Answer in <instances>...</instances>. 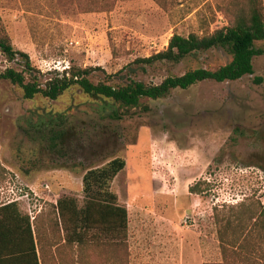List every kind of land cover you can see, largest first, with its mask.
<instances>
[{
    "label": "rangeland",
    "instance_id": "obj_1",
    "mask_svg": "<svg viewBox=\"0 0 264 264\" xmlns=\"http://www.w3.org/2000/svg\"><path fill=\"white\" fill-rule=\"evenodd\" d=\"M226 1L118 0L110 11L84 13L75 0H0V18L40 83L72 66L101 69L97 82L120 71L124 76L128 64L164 50L173 34L222 27L217 7ZM230 61L223 50H212L186 68L215 70ZM7 68L22 69L0 53V72ZM253 68L237 81L172 91L149 101L148 112L122 120L75 88L56 101H26L1 81L0 205L18 201L37 220L60 197L82 207L83 174L121 158L125 168L110 190L127 210V239L101 236L96 244L65 247L61 264L221 263L220 242L211 241L220 227L212 220L215 208L222 214L247 199L264 206V174L250 166L264 156V55ZM184 71L180 65L174 74ZM165 74L131 76L158 84Z\"/></svg>",
    "mask_w": 264,
    "mask_h": 264
},
{
    "label": "trees",
    "instance_id": "obj_2",
    "mask_svg": "<svg viewBox=\"0 0 264 264\" xmlns=\"http://www.w3.org/2000/svg\"><path fill=\"white\" fill-rule=\"evenodd\" d=\"M75 1L78 9L86 13L110 11L118 0ZM217 11L226 21L222 27L186 37L173 34L164 50L128 64L125 77L120 71L119 75H106L105 81L97 82L92 79L101 69L72 66L61 73L53 72L40 83L38 71L27 54L14 48L0 18V53L9 63L20 61L22 68L0 72V82L17 87L26 101L36 97L56 101L75 88L100 102L114 120L137 111L148 112L149 101L164 98L172 91L187 90L203 82H233L253 75V60L264 55V0H227ZM212 50H223L231 61L215 70L186 68L190 60L198 63L200 56ZM180 65H184V73L174 74ZM138 70L143 73L163 70L166 74L158 84L145 83L131 76ZM260 138L264 143V135ZM250 166L264 174V156ZM124 168L125 161L115 158L100 168L87 170L82 176L83 206L79 207L73 198L60 197L37 221L20 210L18 201L0 205V264H45L47 251L43 245L51 250L61 241L81 247L96 244L101 236L125 241L128 213L110 190V183ZM189 192L196 193V185ZM213 217L220 226L217 238L222 261L218 264H264V206L258 199H247L222 214L215 211Z\"/></svg>",
    "mask_w": 264,
    "mask_h": 264
},
{
    "label": "crops",
    "instance_id": "obj_3",
    "mask_svg": "<svg viewBox=\"0 0 264 264\" xmlns=\"http://www.w3.org/2000/svg\"><path fill=\"white\" fill-rule=\"evenodd\" d=\"M246 200H242V201H240V203H243V202H245ZM240 203H235L236 205H238V204H240ZM236 205H232V206H236ZM232 206H230V207H232ZM225 208V205L223 206V208L222 209H224ZM216 209L217 208H215V211H216ZM24 210L25 211H29L27 208H24ZM214 211V212H215ZM30 214H31V212H29ZM38 214V213H37ZM214 215V214H213ZM213 215H212V220H213V222H214V226L216 227V226H218V224L216 223V221H215V219H214V217H213ZM38 216V215H37ZM37 216H32L31 215V219L32 220H34L35 218V220H37ZM213 234V236H212V238H214V239H212L211 241L213 242V244L214 243H216V244H218L219 245V240H218V238H217V231L215 232V234L214 233H212ZM204 238V237H203ZM202 238V239H203ZM43 244V243H42ZM42 244H41V247H42ZM201 245H200V247H202L203 248V252L205 251V244H204V240H201V243H200ZM215 245V244H214ZM65 247H68V250H70V248L71 247H78L76 244H72V245H65V242L64 241H61V242H59L56 246H53L52 248H51V251H50V249H48L46 246H44L43 245V249H46V251H47V253H45V264H61V261H63L64 260V255L62 254V251H63V249L65 248ZM199 247V248H200ZM68 259L67 260H69L70 261V259H71V257H70V255L67 257ZM51 261H53L52 263H51Z\"/></svg>",
    "mask_w": 264,
    "mask_h": 264
}]
</instances>
